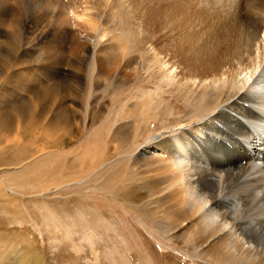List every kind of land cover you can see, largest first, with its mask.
<instances>
[{
    "label": "bare ground",
    "instance_id": "obj_1",
    "mask_svg": "<svg viewBox=\"0 0 264 264\" xmlns=\"http://www.w3.org/2000/svg\"><path fill=\"white\" fill-rule=\"evenodd\" d=\"M0 36L23 47L52 44L45 65L74 77L89 67L91 78L125 84L157 69L197 104L206 99L205 119L195 115L182 133L139 153L128 179L147 194L125 190L123 200L152 205L164 236L217 264H264V0H0ZM54 108L30 117L33 127L68 126L76 116L58 106L53 117ZM6 111L0 130L13 121ZM10 150L0 152V166L24 160L3 159Z\"/></svg>",
    "mask_w": 264,
    "mask_h": 264
},
{
    "label": "rangeland",
    "instance_id": "obj_2",
    "mask_svg": "<svg viewBox=\"0 0 264 264\" xmlns=\"http://www.w3.org/2000/svg\"><path fill=\"white\" fill-rule=\"evenodd\" d=\"M49 46L0 36V112L8 107L4 117L13 120L0 130L7 141L0 152L11 147L3 159H24L0 166V264H217L186 240L164 236L152 205L136 209L137 201L122 197L146 196L140 182H129L133 164L147 146L182 133L190 118L205 119L206 99L197 104L157 69L125 84L91 78L89 67L74 77L45 65ZM52 104L51 116L69 108L73 121L34 128L29 118ZM25 170L29 176L19 177ZM56 170L71 178L59 181ZM9 177L10 185L2 182Z\"/></svg>",
    "mask_w": 264,
    "mask_h": 264
}]
</instances>
